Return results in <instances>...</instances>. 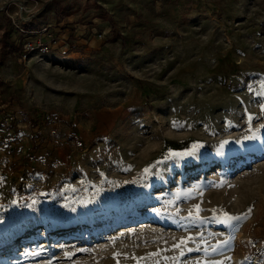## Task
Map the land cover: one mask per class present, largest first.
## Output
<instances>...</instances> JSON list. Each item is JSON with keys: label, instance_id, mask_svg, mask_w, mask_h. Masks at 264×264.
Listing matches in <instances>:
<instances>
[{"label": "rangeland", "instance_id": "374dc122", "mask_svg": "<svg viewBox=\"0 0 264 264\" xmlns=\"http://www.w3.org/2000/svg\"><path fill=\"white\" fill-rule=\"evenodd\" d=\"M7 109L0 264H264V0H0Z\"/></svg>", "mask_w": 264, "mask_h": 264}, {"label": "built area", "instance_id": "2783aa9c", "mask_svg": "<svg viewBox=\"0 0 264 264\" xmlns=\"http://www.w3.org/2000/svg\"><path fill=\"white\" fill-rule=\"evenodd\" d=\"M57 44L55 38H51L48 42L38 41L28 44L26 51L39 50L42 54H47ZM45 116L43 117V119ZM3 126L4 128H1ZM32 125L28 123V119L19 118L13 110L7 109L0 113V149H7L15 145L16 148L22 150V147L33 146V140L28 135L21 137L20 132L32 129ZM35 131V130H34ZM56 131L53 129V134Z\"/></svg>", "mask_w": 264, "mask_h": 264}, {"label": "crops", "instance_id": "0c3cea01", "mask_svg": "<svg viewBox=\"0 0 264 264\" xmlns=\"http://www.w3.org/2000/svg\"><path fill=\"white\" fill-rule=\"evenodd\" d=\"M5 112H6V110H5ZM0 113H1V112H0ZM17 116L19 117V115H17ZM21 116H22V115H21ZM1 128H4V127L1 126ZM16 147H17V146L13 145V146L10 147V150L13 151V152H16V153H13V154H15V155L22 156V155L24 154L23 157H25L26 155H28V159H27V161L24 163V164H26L28 167H30V166H34L35 163H37L39 159H43V158H44V153H43L44 148H41V149H39V150H37V151L35 152V150L32 149V148L34 147V145L31 146V147H26V146H25V147H22V150H20V148L17 149ZM0 152H3V153L1 154L2 156L5 155V156L2 158V160H1V162H0V165L3 164L4 161H5V162L10 161L8 157H10V159H11V157L17 158V156H15V155L12 156V155L6 154V151L3 150V149H0ZM2 156H1V157H2ZM6 160H7V161H6ZM0 167H1V166H0ZM0 169H1V168H0ZM10 181H12V176H8V178H7V180L5 181L4 184H8Z\"/></svg>", "mask_w": 264, "mask_h": 264}, {"label": "bare ground", "instance_id": "6f19581e", "mask_svg": "<svg viewBox=\"0 0 264 264\" xmlns=\"http://www.w3.org/2000/svg\"><path fill=\"white\" fill-rule=\"evenodd\" d=\"M65 238L73 239V238H75V236H71V233H69V234H66V237H64L63 239H65Z\"/></svg>", "mask_w": 264, "mask_h": 264}, {"label": "trees", "instance_id": "16d2710c", "mask_svg": "<svg viewBox=\"0 0 264 264\" xmlns=\"http://www.w3.org/2000/svg\"><path fill=\"white\" fill-rule=\"evenodd\" d=\"M8 47H9V46H8ZM11 48H12V51H18V50H20L19 48L14 47V46H11Z\"/></svg>", "mask_w": 264, "mask_h": 264}, {"label": "snow or ice", "instance_id": "6c2138e0", "mask_svg": "<svg viewBox=\"0 0 264 264\" xmlns=\"http://www.w3.org/2000/svg\"><path fill=\"white\" fill-rule=\"evenodd\" d=\"M225 216L227 217V214H225ZM227 219L230 220V219H234V218L233 217H227Z\"/></svg>", "mask_w": 264, "mask_h": 264}]
</instances>
